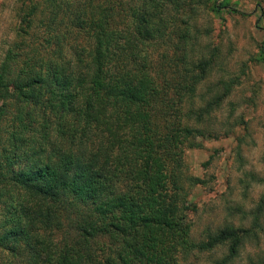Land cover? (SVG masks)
Segmentation results:
<instances>
[{"label":"trees","instance_id":"1","mask_svg":"<svg viewBox=\"0 0 264 264\" xmlns=\"http://www.w3.org/2000/svg\"><path fill=\"white\" fill-rule=\"evenodd\" d=\"M16 1L0 45V264L235 258L245 230L195 240L187 218L203 181L183 152L215 137L232 87L203 88L215 55L186 54L199 0Z\"/></svg>","mask_w":264,"mask_h":264},{"label":"rangeland","instance_id":"2","mask_svg":"<svg viewBox=\"0 0 264 264\" xmlns=\"http://www.w3.org/2000/svg\"><path fill=\"white\" fill-rule=\"evenodd\" d=\"M16 2L0 0V45L13 34ZM199 2L186 54L193 62L215 55L203 88L220 81L232 87L207 121L215 137L183 152L184 174L203 181L187 192L191 236L223 226L245 230L227 264H264V0ZM225 255L226 247H217L193 263L215 264Z\"/></svg>","mask_w":264,"mask_h":264}]
</instances>
